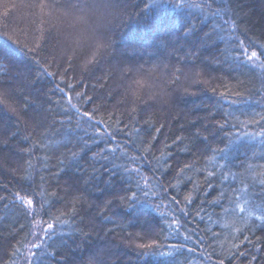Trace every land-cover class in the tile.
Instances as JSON below:
<instances>
[{
    "label": "trees",
    "instance_id": "trees-1",
    "mask_svg": "<svg viewBox=\"0 0 264 264\" xmlns=\"http://www.w3.org/2000/svg\"><path fill=\"white\" fill-rule=\"evenodd\" d=\"M146 2L0 0V44L17 50L0 57V264H19L30 242L32 216L16 193L33 199L43 224L52 222L64 233L49 241L53 255L43 264H167L169 257L159 253L168 251L174 264H264V221L254 215L245 222L243 200L229 191L241 178L257 186L264 180L261 147L241 149L247 152L244 168L233 172L248 168L243 177L218 184L214 176L212 188L205 183L208 171H215L213 150L235 131L219 126L222 111L232 110L220 93L247 95L261 83L252 73L236 78L211 20L201 24L194 10L196 31L185 36L187 28L173 27L170 9L165 16L162 9L147 10ZM230 8L236 34L261 51L264 0H230ZM69 96L81 112L111 125L108 131L123 130L116 139L129 143L130 156L144 155L153 168L166 169L156 173L167 189L161 197L166 211L129 207L127 185L91 159L103 145L85 146L79 130L85 125L69 110ZM143 172L153 178L147 166ZM172 196L192 199L190 215L179 216L183 227L176 225L181 238L190 237L183 250L171 247L177 242L168 227L173 208L185 207L170 208ZM56 217L75 225L70 235ZM152 241L162 247H137Z\"/></svg>",
    "mask_w": 264,
    "mask_h": 264
},
{
    "label": "snow or ice",
    "instance_id": "snow-or-ice-1",
    "mask_svg": "<svg viewBox=\"0 0 264 264\" xmlns=\"http://www.w3.org/2000/svg\"><path fill=\"white\" fill-rule=\"evenodd\" d=\"M215 3L216 7H213ZM147 10L162 9L164 15L167 16V10H171L175 14V20L173 27L176 30L187 28L185 36L190 35L196 31V25L192 23L194 19V10L198 11L201 16V24H207L209 20L212 23V31L216 34V41L225 45L224 52L230 63V68L239 75L254 74L260 81L261 87L254 91H248L245 95L241 91H225L221 92V99L224 100V104L232 110L222 111L224 116V122L219 126L221 128L230 126L235 129L234 132L225 135V146L223 148H217L213 151L216 153L214 164L215 171H208L205 183L209 184V188L215 187L210 183V179L214 176L217 177V183L223 184L229 181V178L236 179L237 177H243L248 172V168L244 169V173L233 172V169L244 168V159L247 158V152L241 149H247L249 146L261 147V156L264 158V44L260 45L261 51L255 50V42L249 40L246 42L240 39L236 34V26L233 23L230 13V0H200V3H194L193 0H147L145 4ZM171 19V17H169ZM178 26V27H177ZM168 34H171L170 32ZM252 49V50H250ZM29 52L33 49H28ZM17 50L9 44H0V57L7 59L8 57L15 56ZM48 76L53 74L46 73ZM71 88V85L68 86ZM57 91L64 94V89L57 85ZM215 91V89H213ZM80 96L79 93L76 94ZM254 95H261V101H254ZM227 97V99H226ZM72 97H68L69 110H74L75 115L81 118V122L85 125L84 128L79 129L83 132L85 138V146L87 141H91L92 145H103L99 152L92 156V160L102 164L104 172L110 176H119L122 183L127 185L126 191L130 195L124 197L129 201V207L132 205L140 204L147 206L153 210L162 206L161 197H166L167 189H164L159 179L156 178V173L163 172L166 169L153 168L151 162L144 155L128 154L130 147L128 142L121 144L116 139L117 135L123 130L116 129L114 131H108L111 125H107L103 120H94V112H81L77 108L76 104L71 103ZM255 103V107L253 104ZM223 106H221L222 108ZM259 109V110H257ZM95 111V110H94ZM238 113V114H237ZM67 114V113H66ZM244 117V119H241ZM70 122V121H69ZM102 126L103 130H102ZM79 127V124H78ZM250 127L255 130L248 131ZM89 129L91 131H89ZM157 131H159L157 129ZM127 135V133H124ZM154 138V137H153ZM255 155V152H253ZM167 163V161H165ZM148 167L149 171L153 172V178H149L144 175V168ZM173 189L176 188V184L170 185ZM229 191L236 195L237 199H241L244 202V206L239 207V212H246L245 222L252 219L255 215L256 221H264V180L259 181V186L255 181L246 183L245 179H240V185H229ZM15 198L24 206L25 214H33V199L30 197L21 196L19 193L15 194ZM5 199V198H0ZM161 201V203H152L151 201ZM184 204V208H173V216L168 225L176 233L177 242L173 244L172 249L183 250L188 244L190 237H180L179 228L176 225H183L180 223L179 216L185 217L190 215L187 207L192 204L191 198H185V200H178L176 196H172L169 200V207L172 205L179 206ZM205 203H209L205 200L198 208L197 213L204 207ZM211 203L218 204L219 201H213ZM235 212V209H232ZM75 215V212H73ZM193 219H200V216L193 217ZM56 221L61 228L67 227L68 233L71 234L75 228V225L70 219L61 220L60 217H56ZM196 233H192L195 235ZM35 235V234H33ZM64 233L57 232L52 222H46V228L43 230V235L39 237L37 242H32L28 247V252L25 257L27 264H43L44 258L52 256L53 253L49 251L53 248V244L49 241H53L55 237L62 236ZM182 239V243H181ZM201 238L197 235V240ZM244 241H248L249 237L244 236ZM202 242V241H201ZM243 243V241H241ZM138 248H154L162 247L158 241H152L149 244H138ZM237 250L239 245L234 246ZM258 250V249H257ZM188 252H192V248L187 249ZM234 253L233 255H235ZM159 255L163 257H169L167 264H174V260L171 259L173 253L160 252ZM239 256H244L246 253L238 252ZM256 256L251 257L252 261L256 260ZM219 264H224V260L221 259Z\"/></svg>",
    "mask_w": 264,
    "mask_h": 264
},
{
    "label": "rangeland",
    "instance_id": "rangeland-1",
    "mask_svg": "<svg viewBox=\"0 0 264 264\" xmlns=\"http://www.w3.org/2000/svg\"><path fill=\"white\" fill-rule=\"evenodd\" d=\"M261 59H264V57H262ZM17 200V199H16ZM18 201V200H17ZM19 202V201H18ZM152 203H161V201H151ZM166 204H164L162 202V206L160 208H158L159 210H165L166 211ZM33 212H34V209H33ZM32 216V223H31V235H30V242H29V245L27 246L24 254H23V257L20 261L19 264H27V261L25 259L26 255H27V252H28V247H30V244L32 242H37L39 240V237L43 235V230L46 228V224H43L39 219L38 217H36V215H33L31 214ZM35 234V235H33ZM197 253V252H196Z\"/></svg>",
    "mask_w": 264,
    "mask_h": 264
}]
</instances>
